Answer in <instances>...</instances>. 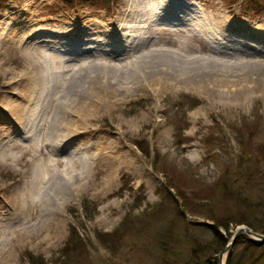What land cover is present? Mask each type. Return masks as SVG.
<instances>
[{"label": "rangeland", "instance_id": "374dc122", "mask_svg": "<svg viewBox=\"0 0 264 264\" xmlns=\"http://www.w3.org/2000/svg\"><path fill=\"white\" fill-rule=\"evenodd\" d=\"M100 1L0 0V264H26L25 252L51 264L70 227L85 246L75 264H185L191 239L211 240L207 216L253 218L264 204V85L229 96L243 90L240 76L261 71L246 62L264 57V44L252 36L264 33V0L253 12L241 0H146L157 14L152 31L161 30L148 40L125 35L134 23L124 21L123 8L133 0H109L108 9ZM195 26L209 28L203 46L179 34H194L187 29ZM150 49L183 65L216 55L234 65L225 71L238 85H220L216 98L181 82L127 88L90 116L85 133L53 136L58 102L76 71L111 57L127 70L123 81L132 80ZM164 173L190 195V210ZM119 228L103 245L97 240ZM169 231L180 238L164 253L157 239Z\"/></svg>", "mask_w": 264, "mask_h": 264}, {"label": "bare ground", "instance_id": "6f19581e", "mask_svg": "<svg viewBox=\"0 0 264 264\" xmlns=\"http://www.w3.org/2000/svg\"><path fill=\"white\" fill-rule=\"evenodd\" d=\"M145 2H146V0H133V2L131 4L127 5L128 6L127 8H123V11H124L123 13H124V18H125L124 21L126 23L127 22H133L134 23L133 26L128 29V34H125V35H129L132 38H139L142 36L141 38L148 40V38L152 37L154 34L161 33L160 32L161 30L160 31L156 30V32L152 31V28H153V25L155 23V19H156L157 14L155 13V10L154 11L152 10V8L154 6L153 7L151 6V10H152L151 11L150 9H148L146 7ZM175 13H177V12H175ZM189 21H192V17H189ZM128 25H127V27H128ZM195 27H194L195 29H189V30L187 29V31L193 32L194 34L191 33L188 35L186 31H184V32L180 31L179 34L182 37L184 36L185 38H187L189 41L199 42L203 46L206 43V41L202 40L201 37H203L206 33L209 32V28L206 27L204 29V28H201L199 26H195ZM218 33H220L219 30H218ZM253 33H254V35H252V36H254L253 40L256 42V44H264V33H261L258 31L257 32L253 31ZM69 36H70V34H69ZM209 36H210L209 37L210 41L214 42L215 38L213 37V35L210 33ZM221 37L226 38L224 35H221ZM241 37H242V35H241ZM168 39L165 40L167 43L170 42V41H168ZM106 40H108V39H106ZM232 41H235V40H232ZM226 42L230 43V41H228V40ZM235 42L241 43L238 41H235ZM98 43H100V42H98ZM185 44H187V43H185ZM187 46H189V45H187ZM22 48L23 47H21V49ZM24 50H25V48H24ZM26 51L23 53L24 55L26 54ZM28 53L29 52H27V54ZM28 56H29V54H28ZM147 57H148L147 58L148 61L146 62V66L140 67L138 70H136L134 75H133L132 80L123 81V80H125L127 70L117 66L115 63H112L110 60L111 57H108V59L104 58V59H100V60H96V61L92 60L93 62L90 64L88 63L89 65L87 66L86 69H79L78 71H76L73 75V80L71 79L70 82L67 84V87L64 90V94L62 95L60 101L58 102L57 109H56V117L53 118V121H55L52 124L53 128L50 126L54 130L53 136L54 137L56 136V139H60V138L66 137V136L67 137L68 136L74 137V136H77L79 134H82L81 132H84V131L86 132V126L91 121L90 116H92L94 113H96L98 110H100L101 107H103V106L113 105L114 100L118 96H120V94H122L123 91L126 90L127 88L129 89V88H137V87L160 86V87H164L165 89H167V88L173 89L174 86H172L171 83L181 82L188 87H195L199 92L201 91L202 93H207V94L211 95L212 97L216 98L217 96L221 95V93H219V91H218V88L220 85H230V84L238 85V83L236 81V76H231V75L227 74L230 72L225 71V67L233 68L234 65L228 61L221 60L220 57H218L216 55L215 56L214 55H208L207 57H204L202 60V61H204L203 64L196 62L195 60L197 58H195V59L192 58L191 60H193V61L190 63L192 65H191V68L188 70H186L188 67L185 68V66H189L190 64L183 65L182 62H184L185 60L179 61L177 59L178 58L177 56L169 55L167 52H157V49H154V50L150 49V50H147ZM195 57H196V55H195ZM28 59H29V57H28ZM37 59H38V57H37ZM37 62H39V61H37ZM37 62H35V63H37ZM35 63H34V65H35ZM120 64H122V63H120ZM56 65H57V62H56ZM246 65H256L261 69V71L256 75L240 76V80L246 79L245 82H243L242 84L239 83V85L241 86V89H243V90H241L240 93H238V95L237 94L236 95L235 94H229L230 97H233V98L241 97L242 98L244 96H247V94L250 93L248 91L251 87L253 88L256 86L258 88V87L264 85V57L261 59H258V60L253 59V58H249L246 62ZM39 66H41V65H39ZM41 67H40V69H41ZM235 72L236 71H234V73ZM33 74H35V73H33ZM57 74H58V71H57ZM48 77H49V75H48ZM48 79L50 80V78H48ZM57 80H58V78H57ZM30 81H28V82H30ZM32 82H34V80H32ZM49 82L51 84V80ZM41 84H39V85H41ZM46 84H48V82ZM36 85L37 84H35L34 86H36ZM222 96L223 95H221V97ZM41 100H42V98H41ZM22 105L24 106V104H22ZM20 109L22 110V108H20ZM20 109H18V110H20ZM107 109H109V108H107ZM16 113H17V111H16ZM19 113H21V112H19ZM23 123H24V121H23ZM50 134L52 135V133H50ZM88 134H89V132H87L85 135H88ZM53 163H51V164H53Z\"/></svg>", "mask_w": 264, "mask_h": 264}, {"label": "trees", "instance_id": "16d2710c", "mask_svg": "<svg viewBox=\"0 0 264 264\" xmlns=\"http://www.w3.org/2000/svg\"><path fill=\"white\" fill-rule=\"evenodd\" d=\"M59 1L65 5H74V3L79 0ZM238 1L240 0H226V4L234 5ZM242 1L245 11L253 12L252 6L257 7L258 1L261 0H241V2ZM108 2L109 0H101L99 5L103 9H108ZM81 5L83 4H78V6ZM259 13L264 15V10L263 12L260 11ZM190 106H194L193 102L190 103ZM212 139L216 140V138L214 137H212ZM249 139L251 141L252 134L249 135ZM260 150L264 152V148L262 145L260 146ZM248 155L252 156L261 163L260 157L254 155L252 153V150ZM259 162L258 164L256 162L253 167L258 166ZM164 177L168 186L174 189L175 195H177L180 199V204L182 205V207L185 210H190V195L188 194V196H184L183 192L177 188L178 185L172 183L167 174L164 173ZM203 188L210 189L211 186ZM209 192L211 191L209 190ZM221 192L223 196H228V194H231L225 186L223 187ZM234 202L235 204H240L242 206L246 204L245 201L239 199L238 197H236V201ZM135 207H137V205H135ZM216 218L217 217L210 218V216H207L206 219L210 220L212 224H204V227H206L211 233L210 242H207L206 244H199L196 241L193 242V239H191V245L188 249L189 259L185 264H217L216 255L225 246L231 236V233L229 232V226H232L233 228H236L238 226H245L246 228L250 229L255 233L264 235V204L260 205L258 214L255 215L253 218H247L241 216L240 214H238L236 218L228 216L225 218H220V220H217ZM120 228L113 233L99 234L97 236V240L103 245L104 240L115 238ZM222 232L225 233V235ZM167 233H164L163 236H160L157 239L158 246L163 249L164 253H168V247L172 244H176L178 242V238H180V236H175L170 231ZM240 245L242 246V248L237 251V247ZM84 248L85 246L80 235L76 233L74 228L70 227L64 244L61 248L56 251L54 258L51 261V264H75L78 260V256L80 254L83 255L85 253ZM164 253L162 254V256H164ZM22 257V259L25 260L26 264H46L41 256H35L29 252H25ZM262 259H264V244L255 245L253 242L249 241L245 236L241 235L234 241L232 248L228 250L225 254L224 264H258Z\"/></svg>", "mask_w": 264, "mask_h": 264}, {"label": "water", "instance_id": "95a60500", "mask_svg": "<svg viewBox=\"0 0 264 264\" xmlns=\"http://www.w3.org/2000/svg\"><path fill=\"white\" fill-rule=\"evenodd\" d=\"M241 235L245 236L249 241L253 242L255 245L264 244V235L255 233L244 226H238L235 228L234 232L231 234L225 246L217 254V264L224 263V260L222 258L223 255H225L227 251L232 248L234 241Z\"/></svg>", "mask_w": 264, "mask_h": 264}]
</instances>
